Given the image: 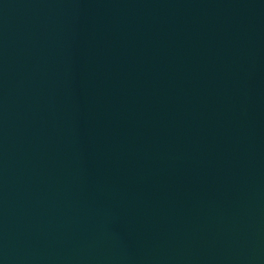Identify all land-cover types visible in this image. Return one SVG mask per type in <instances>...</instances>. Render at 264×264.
Wrapping results in <instances>:
<instances>
[{
  "label": "water",
  "instance_id": "1",
  "mask_svg": "<svg viewBox=\"0 0 264 264\" xmlns=\"http://www.w3.org/2000/svg\"><path fill=\"white\" fill-rule=\"evenodd\" d=\"M0 264H264V0H0Z\"/></svg>",
  "mask_w": 264,
  "mask_h": 264
}]
</instances>
